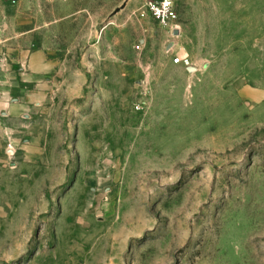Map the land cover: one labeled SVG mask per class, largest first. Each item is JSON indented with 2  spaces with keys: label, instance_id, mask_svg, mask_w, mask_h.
I'll list each match as a JSON object with an SVG mask.
<instances>
[{
  "label": "rangeland",
  "instance_id": "obj_1",
  "mask_svg": "<svg viewBox=\"0 0 264 264\" xmlns=\"http://www.w3.org/2000/svg\"><path fill=\"white\" fill-rule=\"evenodd\" d=\"M141 2L0 0V264H264V0Z\"/></svg>",
  "mask_w": 264,
  "mask_h": 264
},
{
  "label": "built area",
  "instance_id": "obj_2",
  "mask_svg": "<svg viewBox=\"0 0 264 264\" xmlns=\"http://www.w3.org/2000/svg\"><path fill=\"white\" fill-rule=\"evenodd\" d=\"M142 7L147 11L159 24L168 27H177V13L174 8L173 0H141ZM173 63L189 65V59L176 56Z\"/></svg>",
  "mask_w": 264,
  "mask_h": 264
}]
</instances>
